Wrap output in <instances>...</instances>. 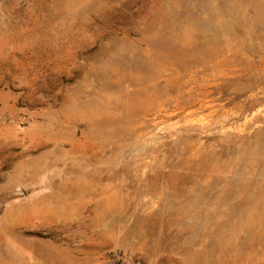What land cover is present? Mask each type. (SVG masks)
Masks as SVG:
<instances>
[{
    "label": "rangeland",
    "instance_id": "374dc122",
    "mask_svg": "<svg viewBox=\"0 0 264 264\" xmlns=\"http://www.w3.org/2000/svg\"><path fill=\"white\" fill-rule=\"evenodd\" d=\"M0 264H264V0H0Z\"/></svg>",
    "mask_w": 264,
    "mask_h": 264
},
{
    "label": "bare ground",
    "instance_id": "6f19581e",
    "mask_svg": "<svg viewBox=\"0 0 264 264\" xmlns=\"http://www.w3.org/2000/svg\"><path fill=\"white\" fill-rule=\"evenodd\" d=\"M68 188H69V187H68ZM62 195H63V194H62ZM69 195H70V194H69ZM63 196H64V195H63ZM63 196H62V197H63Z\"/></svg>",
    "mask_w": 264,
    "mask_h": 264
}]
</instances>
